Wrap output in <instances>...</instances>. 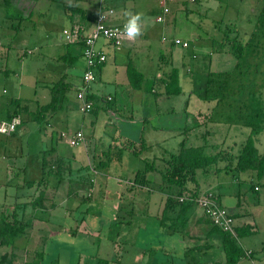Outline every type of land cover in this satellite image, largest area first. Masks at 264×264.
<instances>
[{"label": "crops", "instance_id": "0c3cea01", "mask_svg": "<svg viewBox=\"0 0 264 264\" xmlns=\"http://www.w3.org/2000/svg\"><path fill=\"white\" fill-rule=\"evenodd\" d=\"M38 1L0 0V30L3 31L0 32V73L9 74L8 63L15 51L17 58L21 60V70L24 69L23 58L28 56L35 58L31 61L34 81L23 75L22 83L16 86L17 96L7 100L0 99V109L5 110L0 112V128L11 123L14 119L19 121V124L9 135L0 133V194L3 195L0 197V201H3L0 202V219L6 208H17L20 224L26 225L24 232L19 235L12 247L0 248V251L5 250L4 253L8 255L12 264L43 263L44 246L47 240L56 237L59 238L57 242L61 248L64 245H72L69 238L76 237V231L82 225L80 222V226L77 227L78 222L73 213L77 212L85 202L92 205V199L97 193L100 195L102 192L103 201L106 199L109 207L118 213L128 206L130 211H127L126 214H129L139 207L137 205L139 203L136 201L134 203V199L140 194L139 190L146 189L151 194L146 200H143V205L150 207L155 204L157 208V201L153 200L152 191H159L158 198H165L166 201L170 190L164 184L156 185L155 180H152L155 178L151 176L157 174L162 180L160 172L164 168L160 169L158 164H164V159L169 154L177 153L179 143L183 139L192 146L205 144L208 146L206 153L215 154L226 149L224 148V139L221 141L222 148L215 152H211V143L203 142L214 134V127L223 126L222 130L224 127L228 132L232 129L235 134L234 128L239 127L207 122V117L214 108L215 102L208 103L212 105H208L206 109L202 110L191 106L189 97L183 115H174L173 107L162 104L170 102L174 97L186 94L182 87L183 82L193 86L194 75L191 67L193 59L196 58L198 51H205V55L214 51L213 42L210 43L206 36L193 34L192 37L196 39L193 43L194 50L188 52L186 43V46H183L184 43H180L179 40L169 38L165 28H155L145 20H141L139 35L130 37L125 30V25L130 16L136 13L133 12L135 4L126 2V0H111L110 2L92 0V4L45 0L50 4L60 6L69 23V26L62 30V47L55 46L57 50L53 51L54 46H48V51H45L41 44L34 41L39 30L32 14L36 6L42 4ZM63 6H71L78 10L65 11ZM159 6L163 8L161 15L156 16L155 22L165 23L164 16L169 13L168 8L165 7V0H160ZM25 8L28 11H24ZM101 10L107 14V24L123 29L125 34L118 46H112L103 40L100 42L101 49L107 55V61L98 68L96 81L91 85L89 98L93 101V109L89 113H97L101 108L106 120L100 124V127L97 125V116L95 121L90 122L91 139L101 147L94 152L91 159H88V155L83 157L84 151H87L86 141L75 151L72 149L75 147H71L69 144V140L75 133L82 129L68 135L61 128L62 126L60 127V124H64V116L71 109L70 101L76 102V108L80 113L87 114L81 111V105L77 99L85 66L81 55V44L69 42L67 33L80 37L88 35L93 30L96 17ZM165 10L166 12H164ZM159 17L162 21H158ZM14 21L18 23H14ZM177 41L178 43H176ZM223 42L221 48L225 47ZM167 44L171 46L169 47ZM175 44H180L183 49L177 50L175 53ZM153 46L158 53L154 54ZM216 51L219 52L218 48ZM209 55L212 56V53ZM129 67L137 73L132 79L128 75ZM173 69L178 73L181 92L178 95H167L164 89L165 82L169 81L168 77ZM61 79L71 86L66 94L62 109L56 113L44 111L51 100V89ZM30 86L31 92L27 96ZM4 92L5 90H3ZM192 93L193 88L190 87L188 94L193 96ZM129 106H131L130 111ZM170 114H173L172 119L175 123L177 121L179 128L176 131L170 125L166 127L153 126V135L157 133L156 131L159 135L166 131L168 136H154L155 145L161 152L158 157L153 156L151 163H145V166H153V169L144 173L145 184L141 186L136 180L145 171V166L142 170L129 168L124 177L113 174L111 167L122 168L127 153L128 155H140L143 151L153 148V146H147L143 140L133 142L128 138L127 133L124 132V134L121 131L123 125L137 126L141 123L143 125L150 122L154 116L166 115L169 117ZM117 121H120L118 125ZM202 129L205 131L203 132ZM107 138L109 139L105 146L103 144ZM198 138L201 139L200 142L197 141ZM174 141L175 144L177 143L174 146L177 151L170 152L166 148ZM138 143H140V153L136 149ZM38 144H40L39 150L37 149ZM124 148L128 151H123ZM37 150L38 153L32 154ZM31 154L34 155V158ZM220 163L217 166L219 170L216 168L215 173L212 174L209 171L201 173V182L197 181L198 191L201 192L203 189L208 191L211 187L221 202L220 196L228 191L224 186L225 180L220 177ZM110 181L116 182L118 186L111 184ZM213 181L215 184L212 183L213 185L207 187L203 184ZM113 199L116 201L114 202ZM163 209L164 207H162L161 213ZM251 214L250 211H247L244 215L234 218L235 221L244 220L243 224H236L235 227L240 229L249 226L251 232H254L252 223L245 222ZM202 215L204 214L201 209L193 207L189 213L185 234H178L182 239V253L174 258L178 259L180 263L187 264L185 252L195 246L207 245L211 248L220 246L218 239L209 237L208 232L205 233L202 240H194L195 237L191 233L186 235V231L189 232L190 222L198 226L202 222ZM64 236L66 237L64 238ZM209 238L211 239L208 241ZM68 251L73 252V250Z\"/></svg>", "mask_w": 264, "mask_h": 264}, {"label": "rangeland", "instance_id": "374dc122", "mask_svg": "<svg viewBox=\"0 0 264 264\" xmlns=\"http://www.w3.org/2000/svg\"><path fill=\"white\" fill-rule=\"evenodd\" d=\"M65 1L93 3L92 0ZM106 1L110 2L111 0ZM159 1L160 0H126V2L135 4L133 12L140 14L141 20H145V22L155 26V28H165L169 38H175L179 40L180 43H186L188 45V52H193L194 50L193 43L196 39L192 37L193 34L206 36V39H209L210 43L213 42L212 46H214V51L212 50L207 53V55H205V51L203 50L198 51L199 53L196 54V58L193 59L191 64L193 68L192 73L194 75L193 86L186 82H183L182 85L186 94L174 97L170 102H163L162 104L173 107L175 111L174 115H183L185 111L184 108L190 97L191 106L204 110L208 105H212L208 104L211 102L201 101L193 93V96H190L188 94L189 88H194V85L199 84L209 70L228 71L233 69L235 59L229 50V42L224 39V33L230 31L231 39L237 35L238 40L246 42L249 36L255 31V24L258 21V16H263L264 0H165V7L169 10V13L164 16V21L166 20L165 23L155 22L156 16L161 15L163 8L159 6ZM38 3H42L44 6L38 4L32 14V18L35 20V24L38 25L39 30L34 37V41L41 44L45 51H48V46H54L53 51H56L57 48L55 46L62 47V30L69 26L68 20L63 10H61V7L57 4H50L49 2H45V0H39ZM46 4L47 6L45 7ZM24 11H28V9L25 8ZM14 23L18 22L14 21ZM0 32L3 31L0 30ZM224 40L225 42H223ZM222 42L224 43V48H221ZM167 46L170 47L171 45L167 44ZM174 46L175 53L177 50L183 49L180 44H175ZM70 47L75 48L74 46ZM217 48L219 52L216 51ZM153 49L154 54L155 52L158 53L154 46ZM211 53L212 56L209 55ZM12 55L11 57L13 58L10 57L8 63L10 67L9 74L0 73V99L4 100L17 96L16 86L22 83L23 75H26L27 78L34 81L31 61L35 58L32 56L23 58L24 69L21 70V60L17 58L16 51L13 52ZM259 71L260 72L258 74L255 73L254 76H257L255 81L260 87V85L264 83V75L261 74L262 71H264V66L261 67ZM3 90H5L4 93ZM259 91L264 102V87L260 88ZM30 92L31 86L29 87L27 96ZM70 102L71 109L67 115L64 116V124H60V127L62 126L61 128L68 135L82 129L87 143V151H84L83 157L85 158L88 155V159H91L94 152L96 150L98 151L101 145L97 142L95 143V141L91 139L90 122L95 121L97 116V125L100 127V124L106 120L105 114L100 108L97 113H87L83 115L79 112L78 108H76V102ZM129 107L130 111L131 106ZM4 111V109H0V112ZM172 116L173 114H170L169 117L166 115L160 117L154 116L150 122L144 123L143 125L142 123L137 124V126L123 125L121 131L127 133L128 138L133 142L143 140L147 143V146H153V148L140 153V143H138L136 149H138L140 155H128L127 153V155H125L126 160L121 166L122 168L119 166H112V173L116 176L120 175L124 177L129 168H138V170H142L146 162H152L153 156L158 157L161 150L155 145L154 136L164 135L167 137L168 134L164 131V133L159 135L158 131L154 130L157 133L153 135V126L166 127L170 125L172 129L177 131L179 127L177 121L175 123L172 119ZM119 123L120 121H117V125ZM222 127L223 126H215L213 129L214 134L210 135L207 141L203 140V142L211 143V152H215L222 148L221 141H223V139L225 141L224 148L226 149H223L222 152L226 153L228 158L225 157V162L222 161L219 168L221 170L220 177L223 178L222 180H225L224 186L228 192L220 196L221 205L227 210L235 209L237 204L236 195L240 194L243 203V211H241H250L252 213L245 222L252 223L254 232L242 237L240 236L237 239L243 252L245 251V253L250 255L241 259L238 264H264V176L261 179H257L254 171L240 174L236 170V158L250 130L241 126L235 127V134L232 129L228 132L225 127L222 130ZM202 131L204 132L205 129H202ZM108 139L109 138L104 141L103 145H107ZM199 140L201 141L200 138H198L197 141ZM254 141L259 153L264 155V128L263 131L255 137ZM176 144L174 141L171 145H168L166 149L170 152H176L177 148L174 147ZM38 146L37 149L39 150L40 144H38ZM78 147L72 149L75 151L79 149ZM38 150L33 151L34 153L32 154L38 153ZM124 150L128 151L126 148H124L123 151ZM32 154L31 156L34 158ZM158 166L160 169L165 168V165L161 163H159ZM215 170L216 169L213 168L209 170V172L212 174L215 173ZM201 173V171L197 172V180L199 182H201ZM151 177L155 178H152V180H155L154 182L156 185L161 186L163 184V180H160L159 175L153 174ZM110 183L118 186L114 181H110ZM212 183L215 184L214 181L203 184L207 187L213 185ZM122 186L124 187V184H122ZM254 187L257 188L255 191L259 192H254ZM203 190L196 194L195 199L201 195L205 197L210 193L214 194L212 191L213 188L211 187L208 191L205 189ZM193 192L194 186L189 183L187 185V190L182 196H185L186 199H190ZM139 193V196L134 199V203L135 201L139 203L137 204L139 207L135 208L133 212L129 214H126L127 211H130L128 206H125V208L118 213L109 207L110 205L107 203L106 199L103 201L102 192L100 195L97 193L92 199V205L85 202L79 207L77 212L74 211L73 213V216L78 222L77 227H79L80 222H82L80 229L76 231V237L69 238L73 246L64 245L61 248L57 242L59 239L58 237L47 240L43 249L44 261L41 264H99L100 262H102V264H119L118 261L123 264H184L174 258V256L181 255L182 253V239L178 234H166L163 227L159 224L165 198H158L159 191H152L153 200L157 201V208L155 204L147 207L145 204L143 205V200H146L151 193L146 189H143V191L139 190ZM1 196L3 195L0 194V197ZM113 201L115 202L116 200L113 199ZM194 205L193 207L201 209L204 215H202V222L198 226L190 222V228H188L189 232L187 233L186 231V235L191 233L193 237H195V239H192L202 240L205 233L211 229L212 222L199 205L196 203H194ZM172 216H174V214H172ZM243 222L244 220H237L234 222V225L239 223L243 224ZM192 224L194 225L192 226ZM66 236H64V238ZM210 239L211 238H209L208 241ZM68 250H73V252ZM4 252L5 250H1L0 254ZM198 257L201 264H225L224 255L220 246L210 248L209 251H206L205 254L199 255Z\"/></svg>", "mask_w": 264, "mask_h": 264}, {"label": "trees", "instance_id": "16d2710c", "mask_svg": "<svg viewBox=\"0 0 264 264\" xmlns=\"http://www.w3.org/2000/svg\"><path fill=\"white\" fill-rule=\"evenodd\" d=\"M63 8L65 11L71 12L78 10L71 6H63ZM229 32L224 33V39L229 42V50L235 59L233 69L219 72L208 71L202 81L194 85L193 94L201 101L215 102L214 108L207 117V122L229 126L238 125L250 130L236 158V170L238 173L254 171L257 179H261L264 176V155L259 153L254 139L264 128V102L259 91L260 88L264 87V83L259 87L255 81L257 76H254V74H258L261 67L264 66V8L263 16H258L255 31L246 42L238 40L237 35L231 39V32ZM261 74L264 75V71ZM128 75L132 79L137 73L129 67ZM168 78L169 81L165 82V93L167 95H178L181 91L177 71L173 69ZM70 89L71 86L63 79L58 81L51 89V100L44 111L51 113L60 111ZM36 120H38V117H36ZM187 143L183 139L179 143L177 153L169 154L164 159L165 168L160 172L163 184L170 190L159 219L160 226L168 235L185 233L189 213L193 209L194 202L189 200L180 202L179 199L185 197L182 195L187 190L189 183L194 186L191 197H196L199 192L197 172L206 173L213 168L216 169L218 164L225 160V157L228 158V155L222 151L207 154L206 149L208 146L205 144L192 146V144ZM150 169H153L152 165L145 166V171L137 177L136 180L141 186L145 184L144 173ZM217 170L219 169L217 168ZM255 187L253 191L258 192L255 191ZM213 196L218 204L223 207L218 197L215 194ZM236 197L235 209L227 210L223 207L232 218H237L247 212H242L241 195L238 194ZM211 226L208 236L215 237L220 241V249L223 252L225 264H237L241 259L250 255L243 252L237 239L240 236L250 234L251 227L246 226L240 229L235 227V235H233L213 224ZM25 227L26 225L20 224L18 220L17 208H6L0 219V248L12 247L15 240L24 232ZM210 248L206 245L189 249L185 252L187 264H201L198 256L205 254ZM118 263L123 264L119 261ZM0 264H12L6 253L0 254ZM99 264H102V262Z\"/></svg>", "mask_w": 264, "mask_h": 264}, {"label": "built area", "instance_id": "2783aa9c", "mask_svg": "<svg viewBox=\"0 0 264 264\" xmlns=\"http://www.w3.org/2000/svg\"><path fill=\"white\" fill-rule=\"evenodd\" d=\"M111 13V11H109ZM166 12V10L164 11ZM107 14L104 10H101L95 20L93 30L85 36L70 35L67 33V40L69 42H77L81 44V55L84 60V70L81 77L80 88L77 93V99L80 102V109L83 113H89L93 109V101L89 98L91 85L96 81L97 71L100 66L106 63L107 55L101 49L100 42L103 40L112 46H118L121 44L125 31L119 27H111L107 24ZM158 21H162L159 17ZM178 43V41L176 42ZM183 46H186L184 43ZM19 124V121L14 119L11 123L0 128V133L9 135ZM85 143V137L82 131H78L69 140L71 147L83 146ZM257 190V188H255ZM189 200L204 210L206 216L210 219L212 224L223 231L230 232L235 235L234 218H232L228 211L221 207L213 194H208L205 197L201 195L198 198L186 199L180 198V202Z\"/></svg>", "mask_w": 264, "mask_h": 264}, {"label": "clouds", "instance_id": "9594fccd", "mask_svg": "<svg viewBox=\"0 0 264 264\" xmlns=\"http://www.w3.org/2000/svg\"><path fill=\"white\" fill-rule=\"evenodd\" d=\"M141 27V16L140 14L131 15L127 24L125 25V30L130 37H135L139 35Z\"/></svg>", "mask_w": 264, "mask_h": 264}]
</instances>
